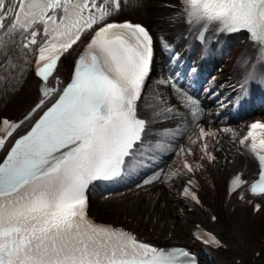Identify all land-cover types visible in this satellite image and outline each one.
I'll return each instance as SVG.
<instances>
[{
  "label": "snow or ice",
  "instance_id": "snow-or-ice-1",
  "mask_svg": "<svg viewBox=\"0 0 264 264\" xmlns=\"http://www.w3.org/2000/svg\"><path fill=\"white\" fill-rule=\"evenodd\" d=\"M173 6L179 11L172 22L183 18L188 33L195 32L201 43L210 29L248 34L256 59L250 61L237 103L247 91L245 84L264 83L257 71L264 63V0H177ZM120 10L121 0H0V48L19 42L33 52L34 72L41 81V98L23 120H0V150L9 138L14 141L0 162V264H198L183 247L153 246L87 214L86 192L93 181L130 174L169 152L180 164L156 180L171 182L201 167L184 159L193 151L177 143L178 138L191 145L201 141V158L215 159L204 141L217 133L199 123L201 110L186 95L181 99L190 109V122L185 117L173 128L152 134V124L181 114L159 91L145 105L150 114H140L154 40L144 26L112 19ZM85 34L89 42L65 82L58 74L61 58ZM162 48L178 59L170 43L162 42ZM178 76L160 83L181 93ZM29 120L30 127L18 133ZM223 131L239 136L229 128ZM238 143L258 161L259 178L248 191L264 198V122L249 124ZM244 183L236 175L230 192ZM187 184L194 185V180ZM182 195L201 203L189 187ZM197 239L220 244L210 233Z\"/></svg>",
  "mask_w": 264,
  "mask_h": 264
},
{
  "label": "bare ground",
  "instance_id": "bare-ground-1",
  "mask_svg": "<svg viewBox=\"0 0 264 264\" xmlns=\"http://www.w3.org/2000/svg\"><path fill=\"white\" fill-rule=\"evenodd\" d=\"M173 5H176L174 0H131L130 4L122 10V13L119 15V17L128 19L129 17H125V16H129V15L133 16L135 13L134 10L139 9L137 15L142 14L139 16L143 19L144 22H147L151 27L155 29V32L159 37H163L177 44L179 41L178 34L180 32V29L171 27L173 24L171 22V19L173 18V15L176 13V7H174ZM236 43L237 42L235 41H231L230 50L236 45ZM6 50L8 54H12V52L16 50V47L9 45L7 46ZM225 52H227L226 53V58H227L230 53L228 51H223L222 49H220L219 51H215L212 57L216 62H219L224 56ZM74 56L75 53H70L65 58L59 69L61 74L64 75L70 74V72L72 71V63ZM224 62L226 63V60H224ZM216 66L217 64H215V67ZM218 68H222V66H219ZM21 76H22V69H20V67L16 68L15 70H11L6 75L7 81L1 84L0 86V102L3 99H5V97L8 99L10 98V100L13 102V105L9 111L12 112L13 114L27 110L37 98L38 82L35 80L26 87H20L17 81ZM27 80H29V78ZM257 87L258 88L261 87L260 81L257 83ZM175 95L177 96V99L172 98L170 100V104L175 105L179 109V113L181 115L173 121L179 120L180 123L182 120L185 119V117H187L188 122H190L191 120V117L189 115L190 109L184 107V101L181 99L180 93L176 92ZM150 101L151 100H147L145 102V105ZM192 101L196 104L194 100ZM199 101L201 103L206 104L205 110L210 107L207 104V102L204 101L202 98H199ZM149 114H150V110H149ZM204 117L207 118L206 114L204 115ZM157 123L158 125L152 129L153 135H155L160 130H163L159 128V122ZM167 125H168L166 126L167 128H173L177 124H167ZM177 143L184 145L183 140L181 138H178ZM223 154L225 156H228V159L225 162L226 166L224 167V170H218L217 173L224 171L225 175L227 176L236 170H246L249 172V177L250 178L253 177L255 163L252 158H250L247 155H243V156L240 155L235 149V145H233V148H231V143H228V149L224 150ZM229 159H234V163L228 167ZM221 176L222 174H219L218 179ZM162 188H165L170 195H173L176 192L175 187L169 188L168 186H164V185H158L156 186V188L144 192L138 191L133 195L118 199L120 201H125L123 204L115 203L111 205L113 211L116 212L115 215H119L120 211H122V209H126L127 206L136 209L139 212V215L142 214L141 212L144 206L146 209L145 215L147 216H150L151 214L154 215L156 209L153 210V206L140 195L147 196L150 202L153 204L152 200L154 196H157L158 193H161ZM172 205L174 206L173 209L176 210L179 209V207H177L178 200L173 199ZM96 207L98 209H102L104 214L106 213V208H107L106 203H103L102 205H96ZM185 220L186 221H184L183 219L181 222V224L184 225V229L188 232L193 231L194 226L192 219L188 217L185 218ZM221 221L223 224L220 225V228L222 229L223 233L225 232V236L229 240L228 243L229 248L228 251L225 253V256L223 257L220 254H213L210 260L207 261V264H231V257L233 255L236 256L242 255L244 257L243 259L247 261L246 264H250L251 257L249 256H252L257 251V248H261V242L257 238V233L259 231H264V209L260 213V218H257L255 222L252 221L251 216L249 217V214H241L238 220L235 223H233L232 217L229 216L227 213L222 215ZM141 229L143 233L147 231V227L145 223L141 225ZM155 230L157 231L158 229L155 228ZM179 236L180 234L178 232L174 233L173 236L169 237L170 239L168 241H172L173 239H178ZM167 239L168 238L161 236L159 237V242L165 245L167 243L166 241ZM261 264H264V257L262 259Z\"/></svg>",
  "mask_w": 264,
  "mask_h": 264
},
{
  "label": "rangeland",
  "instance_id": "rangeland-1",
  "mask_svg": "<svg viewBox=\"0 0 264 264\" xmlns=\"http://www.w3.org/2000/svg\"><path fill=\"white\" fill-rule=\"evenodd\" d=\"M140 15H142V14H140ZM133 19H135V20H142L141 19V17L138 15L136 18H133ZM6 100V97H5V99H3L1 102H0V106L2 105V103L4 102ZM145 198V197H144ZM172 199H173V197H170L169 195H168V193H166V192H164L163 194H162V198H161V201L158 203V204H156V206H153V210L154 209H156V212H155V214L158 212V215H161L162 214V212L163 211H168V212H173V210H172V205H171V203H172ZM131 208V207H130ZM145 209V208H144ZM133 210H135V209H133ZM136 211V210H135ZM137 212V211H136ZM155 215H152V217H154ZM118 217V216H117ZM145 215H144V213L141 215V217H139V219L141 220V222L142 221H145ZM147 231L148 232H150L151 231V223L148 225V229H147ZM179 234H180V236L178 237V239H173L172 241H170L169 243L171 244V243H178V244H184V245H188V244H190L189 243V239H188V237L184 234V233H182L181 231L180 232H178ZM170 236H173V233H171V232H168V233H165L164 234V237L165 238H168V239H170L169 237Z\"/></svg>",
  "mask_w": 264,
  "mask_h": 264
}]
</instances>
